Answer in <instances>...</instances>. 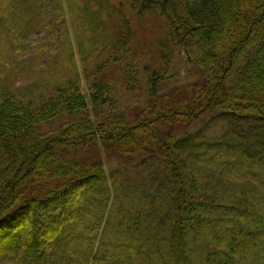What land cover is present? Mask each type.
Returning a JSON list of instances; mask_svg holds the SVG:
<instances>
[{"label": "trees", "instance_id": "16d2710c", "mask_svg": "<svg viewBox=\"0 0 264 264\" xmlns=\"http://www.w3.org/2000/svg\"><path fill=\"white\" fill-rule=\"evenodd\" d=\"M81 1L89 99L78 71L36 98L0 78V264H264V0ZM15 6L66 24L61 0ZM208 115L228 129L187 131Z\"/></svg>", "mask_w": 264, "mask_h": 264}, {"label": "rangeland", "instance_id": "374dc122", "mask_svg": "<svg viewBox=\"0 0 264 264\" xmlns=\"http://www.w3.org/2000/svg\"><path fill=\"white\" fill-rule=\"evenodd\" d=\"M61 1L65 10L66 24L65 26L58 25L54 29L55 24L52 25L47 22L51 19V23H56L57 20L54 15L38 17V15H32L30 11H26L23 15L19 12L16 14L15 0H0V78L5 80L6 84L10 85L17 93L33 96V98L40 94L49 96L55 88L67 82L70 76L78 71L82 92L89 99L85 68L93 67L101 48L97 49L98 40L103 39L97 33H91L87 27L81 0ZM114 3H124L125 5L128 4V0H114ZM125 6L123 11L130 14L128 12L129 7ZM48 12L51 13V10ZM30 18H33L32 24ZM133 23H135L133 27L137 32L136 37L138 39L142 36L147 39L148 30L152 33V37L160 34L159 29H157L160 27L159 24L153 26L152 23H149L148 26L141 27L137 18L133 20ZM24 27L27 28L24 29ZM138 27L139 29H137ZM61 35H63L62 38H60ZM92 51L93 55H89ZM106 53L109 54L107 49L103 56ZM138 55L140 57V69L144 72V66L149 61L148 55L143 53L141 49L136 51L135 57L137 59ZM97 62H99L98 59ZM176 64L178 67L177 75L180 80L177 85L178 88L180 87L178 95H181L187 84L196 80L197 77L195 69L186 63L183 51L178 53ZM114 68H118L119 72L122 66L117 65ZM140 81L142 92L131 93L123 97L121 103H118L117 107L121 111L123 110V113L127 112L128 115H132L136 110L138 111L139 100L144 98L145 78L143 75ZM172 87L171 91L175 89V86ZM226 129H228L226 122H223L218 116L209 117L208 115L192 125L187 131L192 135L212 137L223 133ZM116 165L115 160L112 165H106V170L110 171ZM258 246L263 257L264 242L260 241ZM255 261L260 260L256 257Z\"/></svg>", "mask_w": 264, "mask_h": 264}]
</instances>
